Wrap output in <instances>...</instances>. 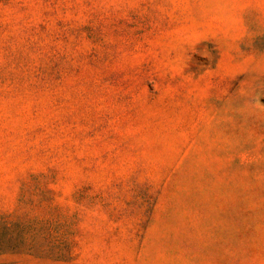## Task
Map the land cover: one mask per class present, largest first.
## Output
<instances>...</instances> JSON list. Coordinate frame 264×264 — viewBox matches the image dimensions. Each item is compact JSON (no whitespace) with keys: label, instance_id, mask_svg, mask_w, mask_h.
<instances>
[{"label":"rangeland","instance_id":"obj_1","mask_svg":"<svg viewBox=\"0 0 264 264\" xmlns=\"http://www.w3.org/2000/svg\"><path fill=\"white\" fill-rule=\"evenodd\" d=\"M0 264H264V0H0Z\"/></svg>","mask_w":264,"mask_h":264},{"label":"trees","instance_id":"obj_2","mask_svg":"<svg viewBox=\"0 0 264 264\" xmlns=\"http://www.w3.org/2000/svg\"><path fill=\"white\" fill-rule=\"evenodd\" d=\"M63 257V256H62ZM62 259V258H61ZM65 259V258H64Z\"/></svg>","mask_w":264,"mask_h":264}]
</instances>
